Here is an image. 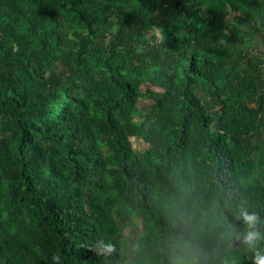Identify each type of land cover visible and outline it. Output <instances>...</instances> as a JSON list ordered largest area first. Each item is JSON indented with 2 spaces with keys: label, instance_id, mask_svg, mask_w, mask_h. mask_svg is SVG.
Here are the masks:
<instances>
[{
  "label": "trees",
  "instance_id": "16d2710c",
  "mask_svg": "<svg viewBox=\"0 0 264 264\" xmlns=\"http://www.w3.org/2000/svg\"><path fill=\"white\" fill-rule=\"evenodd\" d=\"M133 219L130 264H264V0H0V264H126Z\"/></svg>",
  "mask_w": 264,
  "mask_h": 264
},
{
  "label": "rangeland",
  "instance_id": "374dc122",
  "mask_svg": "<svg viewBox=\"0 0 264 264\" xmlns=\"http://www.w3.org/2000/svg\"><path fill=\"white\" fill-rule=\"evenodd\" d=\"M163 28V25L158 27H153L151 29V34L155 33L156 35L159 34L160 30ZM155 90H160V88L156 86H152ZM152 106V101L148 99H142L138 103V108L144 111H149ZM147 124L144 121H141L140 126L138 128V134L136 136H131L130 140L133 144L134 151L139 155L144 151L148 150L150 147L145 142L144 138L146 136ZM143 223L140 219H133L129 222V224L122 229L120 239L124 242L125 249L129 253V259L126 264L131 263V258L133 255V251H135L139 235L143 230Z\"/></svg>",
  "mask_w": 264,
  "mask_h": 264
}]
</instances>
